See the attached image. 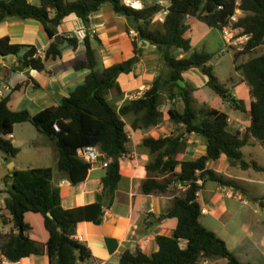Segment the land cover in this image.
I'll use <instances>...</instances> for the list:
<instances>
[{
    "label": "trees",
    "instance_id": "trees-1",
    "mask_svg": "<svg viewBox=\"0 0 264 264\" xmlns=\"http://www.w3.org/2000/svg\"><path fill=\"white\" fill-rule=\"evenodd\" d=\"M169 1L167 10L160 4L147 3L142 9H134L126 6L123 0H38V4H31L28 0H0V24L10 18L34 20L45 26L53 40L42 57L35 47L13 45L9 38H0L3 55L19 57L21 52L24 53L15 70L43 72L47 62L62 57L61 45L67 43L76 49L80 43L77 38L62 36L60 42L55 40L58 27L70 15L77 16L87 25L91 15L99 12L105 4L112 5L119 16L128 18L142 40L161 50L167 68L142 98L128 101L118 110L108 100V95L113 90L121 93L118 79L121 75L130 74L138 63L137 44L134 45L135 56L129 61L99 70L92 41L87 37L85 56L76 60L73 68L76 71L89 70L90 73L84 84L65 98L60 106L31 115L28 111H12L8 97L0 101V154L5 162L10 163L21 153L8 136L13 134L17 124L30 123L44 137L56 143L58 170L73 186L84 183L92 168L78 157L80 148L98 147L114 166L111 172L107 169L103 192L97 203L71 210H64L60 189L52 185V169L13 171L8 177L12 183L5 206L13 230L0 242V254L8 261L18 264L31 256H47L49 264L96 263L89 247L76 239V235L82 222L102 225L105 208L115 203L116 191L122 181L120 163L129 140L124 118L133 116L134 128L147 130L157 126L164 117L162 98H167L183 103L182 110L172 108L169 111V120L175 127L183 126L184 133L143 142L142 146L149 150L152 158L146 166L147 180L142 193L173 195L172 207L159 220L176 218L178 225L173 236L156 237L158 252L147 255L141 250L134 254L125 250L119 264H213L220 260H226L225 264H242L223 238L201 223L203 207L197 194L209 182L235 187L227 177L208 169L209 164L219 161L223 155L232 167L264 172V167L256 161H246L242 152L252 139L264 144V53L236 68L250 87L251 97L247 105L236 100L231 90L216 77L210 65L212 55L204 51L192 52V42L185 35L190 29L187 24L189 16L222 31L238 11L241 15L237 28L252 36L241 53L247 55L264 47V0ZM164 10L168 15L162 29H152V22ZM176 50L190 56L178 58L173 54ZM237 59L235 53L236 62ZM201 67H204L202 73L207 77L211 91L235 111L250 116L244 135L230 128L227 114L210 107L196 108L194 90L181 86L185 72ZM55 125L60 131H55ZM193 134L206 140V154L196 161L178 160V154L186 145L185 135ZM177 167H180L179 173L176 172ZM199 178L204 181L203 186L197 184Z\"/></svg>",
    "mask_w": 264,
    "mask_h": 264
},
{
    "label": "crops",
    "instance_id": "crops-1",
    "mask_svg": "<svg viewBox=\"0 0 264 264\" xmlns=\"http://www.w3.org/2000/svg\"><path fill=\"white\" fill-rule=\"evenodd\" d=\"M139 3L141 6L138 9H142L144 3L160 4L167 10L170 7L169 0H139ZM31 4H38V0H33ZM165 17L166 15L163 13L159 14L152 22V29H162ZM187 21L190 29L185 36L192 42V52L204 51L213 56V49L217 41L213 32L215 29L208 27L197 18L189 16ZM93 31L96 33L94 34ZM131 31L137 32L134 24L128 18L115 13L110 4H105L99 12L93 13L87 25L75 15L65 18L58 27L57 37L77 38L80 43L76 49L67 43L61 45L62 57L47 62L45 71L15 70L14 67L20 64V59L24 55L22 52L11 64L0 60V86H9L10 93L7 95L9 107L15 112L28 111L31 115H37L42 111L60 106L65 98L84 84L90 73L89 70L76 71L73 68L74 62L85 56L86 47L84 43L85 39L89 37L97 57L99 70L129 61L135 56L134 45L137 44L138 63L130 74L121 75L118 79L121 93L118 94L116 90H113L108 95L111 104L120 110L126 102L134 99L133 96L136 93H147L162 74V71L167 69L161 50L151 43H147L148 41L142 40L139 34L138 36H131ZM0 38H9L10 44L13 45L35 47L42 57L45 56L53 42L42 23L16 18L7 19L0 24ZM223 41L224 39H222L217 53H221L224 48L225 42L223 44ZM173 54L178 58L190 56L189 53H184L181 50L173 51ZM221 55L223 54L221 53ZM210 65H212V60ZM239 66L241 64L239 61H235L234 52L235 71ZM202 71L201 69H194L185 72L183 82H181V86H189L194 90L193 99L199 101H202V98L198 95L204 88L208 87L207 77ZM215 75L218 78L216 73ZM235 75H237V81L234 77L230 79L232 82L231 89L227 84H223L233 90L232 94L236 100L244 101L249 105L250 87L245 82L241 72L236 71ZM242 88H246L248 92V97L244 99L239 98L238 94ZM162 99L161 111L164 117L163 122L159 125L144 130L132 126L133 116L124 118L129 140L126 144V153L120 163L122 181L116 191L115 203L112 207L105 208L102 225L82 222L78 226L76 239L86 243L97 264H119L125 250H130L133 254L141 250L144 254L153 255L159 250L156 237L173 236L177 228L178 220L176 218L159 220L172 207L173 195L159 196L142 193L143 184L147 180L146 166L152 158L149 150L142 146L143 142L147 139L158 140L184 133L183 126L175 127L169 120V111L172 108L182 110L183 103L180 100ZM210 108L227 114L230 117L231 129H234L233 123L244 125L245 128L240 129L241 131L246 130L249 125L250 116L247 121L242 122L243 114L235 111L229 103L218 96L211 103ZM240 124H237L236 128ZM185 136L186 145L178 154V160L196 161L206 154L207 142L204 138L195 134ZM8 139L19 148L21 153L10 163L5 162L4 156L0 154V236H5L13 230L11 217L5 206L10 198L9 187L12 183L8 177L12 176V172L15 170L52 169V185L60 189L64 210L97 203L103 192V178L107 174V169L101 165H96L91 168L84 183L73 186L65 174L58 170L59 151L56 143L44 137L32 124H17L13 134L9 135ZM252 145L261 146L262 144L252 139L246 147ZM254 154L256 156L257 153L255 151L249 152L248 162L256 161L257 157ZM244 158H246L245 154ZM229 166L228 158L223 155L219 161L209 164L208 169L230 177L231 175H228L227 172ZM176 172H180V167L176 168ZM238 180L256 182L254 179L245 177H239ZM205 192H207L206 186L201 191L199 202L209 212L207 215L215 213L216 218L224 224L230 221L232 214L226 207L221 194L216 192L212 196H207ZM200 221L206 227L202 218ZM218 235L222 237L219 233ZM235 255L242 264H260L250 254H245L244 260L237 254ZM225 262L227 261L220 260L217 263L225 264ZM18 264H49V259L47 256H31L21 260Z\"/></svg>",
    "mask_w": 264,
    "mask_h": 264
},
{
    "label": "rangeland",
    "instance_id": "rangeland-1",
    "mask_svg": "<svg viewBox=\"0 0 264 264\" xmlns=\"http://www.w3.org/2000/svg\"><path fill=\"white\" fill-rule=\"evenodd\" d=\"M213 32L217 41L215 48L213 49L212 65L216 70L215 73L217 74L218 79L222 83L227 84L231 89L232 82L230 79L234 77L237 81V75H235L236 71L234 69V52L229 51L223 55H221V53H217V49L223 39V34L219 30H215ZM241 53L242 52H238L236 55H238L237 61L243 65L249 59L259 55L261 56L264 53V47H259L247 55H243ZM231 92H233V90H231ZM238 94L241 99L248 97L246 88H242ZM198 96L202 98L203 102L195 99L194 106L196 108H203L211 107V103L218 95L211 91L209 87H206ZM248 118L249 115L243 114L242 122L247 121ZM237 124L240 123H233V131L240 132V129L245 128L242 124L238 125L236 128ZM240 133L244 135L245 130H242ZM252 151L257 153L256 156L254 154V156L257 157L255 159L256 162L260 166L264 167V144L261 146L252 145L243 149V153L245 154V159L247 161H249V152L251 153ZM227 169L228 175L231 176L228 177L225 174L222 175L234 182L235 187L222 186L209 182L206 185L207 192H205V195L212 196V194H216V192L220 193L221 197L224 198L223 200L226 207L232 214V219L224 224L220 219H217L215 213H213L207 216H202V221L209 230L213 232L218 231L215 233L222 235V238L228 244L229 249L240 258L244 260V255L250 254L255 261L260 264H264V172H256L254 169H248L245 173V171L240 169V167H232L231 164L227 167ZM239 177L254 179L256 182L241 181L238 180ZM228 189L233 193L231 198L227 196L229 191ZM244 201H246V203ZM3 237L4 235L0 236V242ZM213 264L220 263L214 262Z\"/></svg>",
    "mask_w": 264,
    "mask_h": 264
},
{
    "label": "built area",
    "instance_id": "built-area-1",
    "mask_svg": "<svg viewBox=\"0 0 264 264\" xmlns=\"http://www.w3.org/2000/svg\"><path fill=\"white\" fill-rule=\"evenodd\" d=\"M29 3H32L33 0H28ZM125 5L128 7H132L134 9H138L135 8L133 2L138 1L139 0H123ZM164 15H168V11L164 10L162 12ZM240 12L237 11V13L231 18L230 24L223 27L222 29V34H223V39L225 42V46L222 49L221 53H228L229 51H233V52H243L244 49H246L248 43L251 41L252 36L248 35L244 32L243 29L241 28H237V24L239 23V18H240ZM93 33L95 34L96 32L93 31ZM131 36H138V33L135 31H131L130 32ZM10 93V89L9 86H0V101H2L3 99L7 98V95ZM144 96V94L141 92L136 93L133 98L137 99V98H142ZM55 131H60L59 126L55 125L54 127ZM78 157L83 160L85 163L89 164L91 167H94L96 165H101L104 169H108L110 167V163L111 161L108 160L106 154H104L103 152H101V150L98 147L95 146H85L83 148L78 149L77 151ZM197 174L199 175L200 172H197ZM197 184L200 186L204 185V181L199 178L197 181ZM181 188H185L181 186ZM229 190V189H228ZM201 195V191L197 194L198 197H200ZM227 196H229L230 198L233 196V193L231 192V190L228 191ZM246 203V201H244ZM209 214V212L207 211L206 208H203L202 210V215H207ZM0 264H14L10 261H8L3 255L0 254ZM92 264H97V263H92ZM205 264H208L207 262Z\"/></svg>",
    "mask_w": 264,
    "mask_h": 264
},
{
    "label": "water",
    "instance_id": "water-1",
    "mask_svg": "<svg viewBox=\"0 0 264 264\" xmlns=\"http://www.w3.org/2000/svg\"><path fill=\"white\" fill-rule=\"evenodd\" d=\"M56 40L58 42L61 41V38L60 37H56ZM147 43H150V42H147ZM18 57L16 55H3L1 52H0V60L4 61V62H7L9 64H11L15 59H17ZM201 70L204 69V67H201L199 68ZM112 169H114V166L113 165H110L109 167V171L111 172ZM50 217L52 218V216L50 215Z\"/></svg>",
    "mask_w": 264,
    "mask_h": 264
},
{
    "label": "bare ground",
    "instance_id": "bare-ground-1",
    "mask_svg": "<svg viewBox=\"0 0 264 264\" xmlns=\"http://www.w3.org/2000/svg\"><path fill=\"white\" fill-rule=\"evenodd\" d=\"M135 8H140L141 4L138 1L133 2Z\"/></svg>",
    "mask_w": 264,
    "mask_h": 264
}]
</instances>
